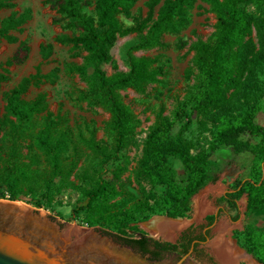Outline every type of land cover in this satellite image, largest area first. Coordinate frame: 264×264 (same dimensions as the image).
Instances as JSON below:
<instances>
[{
	"label": "trees",
	"instance_id": "1",
	"mask_svg": "<svg viewBox=\"0 0 264 264\" xmlns=\"http://www.w3.org/2000/svg\"><path fill=\"white\" fill-rule=\"evenodd\" d=\"M52 1L61 14L64 28L79 31L74 35H57L54 41L86 52L82 55L81 63L67 62L64 70L68 74H79L86 83L85 87L78 89L76 98L79 101L90 106H102L110 113L105 129L114 138V149L109 153L93 129H90L88 136L81 133V142H76L71 126L62 116L49 110L45 92L38 93L31 100L25 98L32 85L54 83L62 71L56 65L43 73L37 66L34 73L24 76L6 93L4 113L0 112V198L18 200L19 192H27L39 194L49 202L54 188L56 192L64 188L78 189L77 180L94 178L98 174L90 172L89 165H79V145L89 149L86 157L93 153L99 158L101 167L121 160L122 152L134 142L136 128L141 122L133 108L124 101L121 91L133 88L145 92L149 84L166 83L162 78L166 76V71L160 63V56L139 55L137 52L168 47L164 35L180 33L188 27L192 22L191 10L198 2L147 0L149 13L141 18L132 17V9L138 0H95L94 15L85 10L89 0ZM201 1L210 5L217 21L207 39L197 38L189 47L194 54L185 76L187 78L192 74L196 80L188 85L174 118L186 120L176 135L171 136L170 130L175 120L171 121L169 116L159 112L158 120L149 127L139 164L144 171L159 177L166 185L167 202L163 207H152V213L140 216L130 213L131 209L126 207L120 209L114 216L121 214L123 228L133 222L146 221L157 213L172 217L186 216L191 210V197L209 181L216 179L224 166L210 158L220 145L231 146L236 153L247 151L254 155L249 179L239 182L233 193H226L233 207H238L235 199L237 192H240L238 190L245 191V186L250 185L246 190V215L255 210H264V126L255 119L264 104V0L257 2V12L254 14L247 13L242 7L252 0ZM16 6L17 0H0V11ZM156 7L158 10L153 16ZM121 15L132 17L133 22L127 25ZM31 17L30 7L21 12L13 10L6 17L0 15V41L16 42L18 38L12 31L21 28ZM131 33H137V41L126 50L129 69L108 74L103 65L113 60L111 49L119 36ZM185 44L180 42L178 47ZM53 51V42L41 44L43 59L50 58ZM11 62L8 60L6 64ZM0 70L1 86L8 79L9 69L0 62ZM194 113L203 116L200 119L203 124H211L213 142L202 155H193L184 139L194 120ZM170 156L178 157L185 164L184 173L176 174L169 164ZM126 169V164H118L114 171L118 180H121ZM188 185L190 187L187 189ZM85 192L87 202L81 209L91 210L86 221L90 226L103 222L105 215L112 212L111 200L121 193L117 185L102 178L97 186ZM42 199H37L33 205L43 207ZM143 201L149 207V199ZM60 208L62 206H58L57 212L63 217ZM215 219L216 216L211 215L208 221L212 225ZM234 236L247 252L264 264V228L247 225ZM115 237L146 251L150 245L160 250H175L181 246L155 240L144 233L136 238Z\"/></svg>",
	"mask_w": 264,
	"mask_h": 264
},
{
	"label": "rangeland",
	"instance_id": "2",
	"mask_svg": "<svg viewBox=\"0 0 264 264\" xmlns=\"http://www.w3.org/2000/svg\"><path fill=\"white\" fill-rule=\"evenodd\" d=\"M94 1L89 0V4L85 5L86 12L93 15L95 14ZM258 1L260 0H252L248 4H243L242 7L247 13L254 14L257 12ZM146 2L147 0H138L136 2L132 9V17H147L149 8ZM27 7L31 8L32 17L21 28L12 31L18 40L16 42H8L5 39L0 41V62L9 69L7 72L8 79L3 81L0 86L1 114L4 113L6 93L16 86L24 76L34 73L37 66L40 67L43 73H47L54 66L59 65L62 71L56 82L32 85L25 94V98L31 100L38 93L45 92L48 98L49 110L55 115L62 116L71 126L75 133L74 139L76 142H81V133L88 136L90 129H93L96 131L97 138L107 148V151L109 153L113 152L114 138L105 129L110 113L102 106H90L84 101H79L76 98L78 89L84 87L85 82L78 74H68L64 70V65L67 62H82V55L86 54V52L81 49H71V45L53 42L54 51L50 58L43 59L40 53L42 43L52 42L57 35L63 33L69 35L77 34L79 32L78 29L64 28L61 14L58 13L57 7L52 0H17L15 8L2 9L0 15L5 17L13 10L23 11ZM157 10L158 7H156L153 16L156 15ZM132 17L121 15L122 20L127 25L133 22ZM191 17V24L180 33H166L164 35V40L169 44L168 47H155L150 50L137 52L139 55L160 56V63L163 64L166 71V76L162 78L166 80V83L165 85L149 84L145 92H138L133 88L121 91L124 101L133 108L135 114L141 120L140 125L136 128L134 142L122 152L121 160H115L111 164L101 167L99 158L93 153L86 157L89 149H86L85 145H79V165H89L90 172L93 174L95 172L98 173L95 174L94 178L77 180L78 189L64 188L61 192H56V188H54L49 202H46V199H42L39 194L34 195L27 192H19L18 200L34 206L33 204H36L37 199H42L43 207L41 208L52 215L62 220L90 226L86 221L91 214V210L81 209V207H84L87 202L85 191L97 186V183L102 178L103 181L117 185L121 193L111 200L110 209L112 212L105 215L106 218L102 223L93 226H98L112 235L136 238L144 233L163 242L174 243L178 240L182 231L188 229L192 224L199 225L207 222L211 215H215L216 211H218V221L225 219L229 222L231 225V236L237 242L238 239L234 236L235 233L243 230L247 225L264 228V210H255L246 215V204L248 203V192L246 190L250 188V185L245 186V191L238 190L240 192H237L235 196L237 208L233 207L232 200L226 196L227 192L233 193L237 189L239 182L249 179L252 174L254 155L247 151L236 153L231 146L226 145H220L210 156V158L218 160L224 165L222 170L217 173L216 179L209 181L191 197V210L186 216L172 217L166 213H157L152 214L149 218L161 216L192 220L195 197L206 188L217 186L216 191L208 195V199L214 205V210L206 213L207 215L205 214L200 220L192 221L178 232L175 239L157 236L154 231L146 228L147 220L133 222L127 228H123L121 226V214L114 216V213H119L120 209L125 207L131 209L130 213L136 216L150 214L152 213V207L160 208L167 202L166 185L161 182L159 177L144 171L139 164L149 133V127L158 120L159 112L169 116L171 121L175 120V110L179 107V101L184 99L188 85L193 84L196 80L192 74L187 78L185 76L186 69L192 64L191 60L194 54L193 51H189L191 43L200 37L207 39L214 31V24L217 18L209 4L198 0L195 7L191 10ZM136 36L137 33L119 36L115 46L111 49L113 60L103 65L108 74H112L117 70L127 71L129 69L126 62V50L136 43ZM180 42H186V44L183 47H178ZM8 60L12 61L11 64H6ZM0 72L2 71L0 70ZM188 112H190L189 108ZM193 119L189 130L184 134V139L193 155H202L203 152L211 148L213 142L211 124H203L200 120L203 119L201 114L194 113ZM255 119L264 126V104L262 109L256 114ZM185 120V118H181L173 122L170 130L171 136L176 135ZM126 156L128 157V163L126 162ZM119 163L127 165V169L121 175V180H118L114 175ZM169 164L177 175L185 172V164L178 157L170 156ZM189 187L188 185L187 189ZM5 193L9 196L6 188ZM145 198L149 199V207L143 204ZM58 206H62L68 211L70 210V213L62 217L57 212ZM237 215L239 216L238 219L235 218ZM215 225L211 227V237L214 236L213 229ZM239 245L241 246V244ZM205 248L212 255V259L206 260V264H219L207 244ZM244 261L241 260L240 264H248L247 261Z\"/></svg>",
	"mask_w": 264,
	"mask_h": 264
},
{
	"label": "water",
	"instance_id": "3",
	"mask_svg": "<svg viewBox=\"0 0 264 264\" xmlns=\"http://www.w3.org/2000/svg\"><path fill=\"white\" fill-rule=\"evenodd\" d=\"M215 216L211 227L218 222V211ZM115 236L0 198V264H198L186 257L152 259Z\"/></svg>",
	"mask_w": 264,
	"mask_h": 264
},
{
	"label": "bare ground",
	"instance_id": "4",
	"mask_svg": "<svg viewBox=\"0 0 264 264\" xmlns=\"http://www.w3.org/2000/svg\"><path fill=\"white\" fill-rule=\"evenodd\" d=\"M217 186H210L195 197L193 219H174L155 216L146 222V228L154 231L157 236L166 239H175L178 232L194 220H200L206 213L214 210V205L208 199V195L215 192ZM207 215V214H206ZM166 218V219H164ZM214 237L208 242L212 254L219 264H240L245 260L248 264H262L246 249L241 247L231 236V225L225 219H220L214 229ZM244 261V262H245Z\"/></svg>",
	"mask_w": 264,
	"mask_h": 264
},
{
	"label": "flooded vegetation",
	"instance_id": "5",
	"mask_svg": "<svg viewBox=\"0 0 264 264\" xmlns=\"http://www.w3.org/2000/svg\"><path fill=\"white\" fill-rule=\"evenodd\" d=\"M210 234L211 223L207 221L199 225L192 224L188 229L182 231L178 237V240L174 242L181 246H178L175 250H160L155 248L154 245H150L149 250L147 251L142 250L138 246L134 247L152 259L173 258V260L176 261L186 257V259L194 260L198 264H206V260L209 258L212 259V255L205 248L207 244V238L210 236ZM182 245H184V248Z\"/></svg>",
	"mask_w": 264,
	"mask_h": 264
},
{
	"label": "crops",
	"instance_id": "6",
	"mask_svg": "<svg viewBox=\"0 0 264 264\" xmlns=\"http://www.w3.org/2000/svg\"><path fill=\"white\" fill-rule=\"evenodd\" d=\"M27 8H28V7H27ZM25 9H26V8H25ZM11 12H12V11H11ZM11 12H10V13H11ZM19 12H21V11H19ZM10 13H9V14H10ZM9 14H8V15H9ZM6 16H7V15H6ZM6 16H5V17H6ZM24 24H25V23H24ZM50 42H51V41H50ZM52 42H55L54 39H53ZM137 54H138V53H137ZM80 63H81V62H80ZM78 75H79V74H78ZM79 76H80V75H79ZM85 85H86V83H85ZM84 87H85V86H84ZM60 210L62 211V215H63V216H67V215L70 213V210L68 211V210H67L66 208H64V207L60 208Z\"/></svg>",
	"mask_w": 264,
	"mask_h": 264
}]
</instances>
